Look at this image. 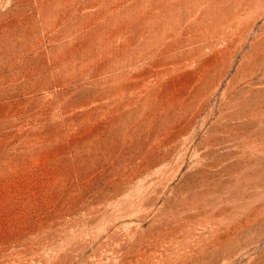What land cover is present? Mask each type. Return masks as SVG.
Returning <instances> with one entry per match:
<instances>
[{
  "label": "rangeland",
  "instance_id": "1",
  "mask_svg": "<svg viewBox=\"0 0 264 264\" xmlns=\"http://www.w3.org/2000/svg\"><path fill=\"white\" fill-rule=\"evenodd\" d=\"M0 264H264V0H0Z\"/></svg>",
  "mask_w": 264,
  "mask_h": 264
}]
</instances>
